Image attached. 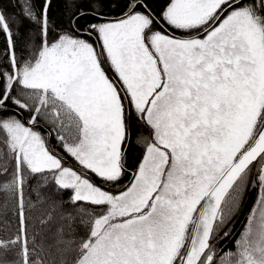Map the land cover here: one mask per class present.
Segmentation results:
<instances>
[{
	"label": "snow or ice",
	"instance_id": "1",
	"mask_svg": "<svg viewBox=\"0 0 264 264\" xmlns=\"http://www.w3.org/2000/svg\"><path fill=\"white\" fill-rule=\"evenodd\" d=\"M52 2L0 0V264H264V0Z\"/></svg>",
	"mask_w": 264,
	"mask_h": 264
},
{
	"label": "trees",
	"instance_id": "2",
	"mask_svg": "<svg viewBox=\"0 0 264 264\" xmlns=\"http://www.w3.org/2000/svg\"><path fill=\"white\" fill-rule=\"evenodd\" d=\"M83 8L87 9L88 4L85 2L83 3ZM9 11H13V9L9 8ZM71 8L69 4V0H53L52 6H51V17L54 23L56 24H66L68 21V17L70 15ZM87 20L86 19H80L79 24L80 25H86ZM3 47V40L2 37H0V48ZM25 116L27 114H24ZM45 127L42 125V128ZM50 142L55 145V134H52V137L50 138ZM139 157V150H136L134 152L130 153L129 156V164L131 166L135 165L136 159ZM128 177L124 180V182L127 180ZM257 195V189L252 188L249 190L248 195L245 199L243 209L242 211L235 217V219L232 221L230 225V235L223 238L222 240L217 242V247L223 248L224 250L232 249L234 247V241L237 238L238 234L240 233L244 222L246 214L249 212L250 208L253 205V202L256 199ZM10 207L9 206V215H10ZM5 209L3 208L2 202H0V229H3L5 225V216L3 215Z\"/></svg>",
	"mask_w": 264,
	"mask_h": 264
},
{
	"label": "rangeland",
	"instance_id": "3",
	"mask_svg": "<svg viewBox=\"0 0 264 264\" xmlns=\"http://www.w3.org/2000/svg\"><path fill=\"white\" fill-rule=\"evenodd\" d=\"M125 179H126V178H125ZM128 179H130V177H128V178H127V180H126V182H125V183H127V182H128ZM254 203H255V201L253 202V205H252V207L254 206ZM252 207H251V208H252ZM251 208H250V210H251ZM250 210H249V211H250ZM248 213H249V212H248ZM248 213L246 214V217H247ZM246 217H245V222H246ZM245 222H244V224H245ZM243 226H244V225H243ZM242 230H243V227H242L241 231H242ZM241 231H240V232H241ZM237 238H238V236H237ZM237 238H236V239H237Z\"/></svg>",
	"mask_w": 264,
	"mask_h": 264
},
{
	"label": "flooded vegetation",
	"instance_id": "4",
	"mask_svg": "<svg viewBox=\"0 0 264 264\" xmlns=\"http://www.w3.org/2000/svg\"><path fill=\"white\" fill-rule=\"evenodd\" d=\"M125 178H126V177H125ZM125 182H126V181H125ZM125 182H124V183H125Z\"/></svg>",
	"mask_w": 264,
	"mask_h": 264
}]
</instances>
